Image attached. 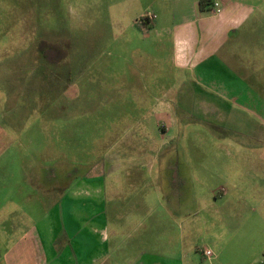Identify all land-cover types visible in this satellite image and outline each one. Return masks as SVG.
Returning <instances> with one entry per match:
<instances>
[{
    "label": "rangeland",
    "instance_id": "1",
    "mask_svg": "<svg viewBox=\"0 0 264 264\" xmlns=\"http://www.w3.org/2000/svg\"><path fill=\"white\" fill-rule=\"evenodd\" d=\"M157 1L0 0V156L30 161L32 173L42 162L53 201L82 179L99 176L106 194L124 193L117 206L146 204L153 216L162 207L188 208L197 216L189 235L196 264H225L199 252L219 255L210 246L218 234L205 229L211 195L252 191L253 163L264 159V150L251 146L264 137L251 121L236 118L234 103L224 105L230 117L213 110L174 68L169 45L160 46L155 32L145 36L134 24L154 12ZM140 121L147 131L137 132L135 141L146 142L147 151L124 145ZM18 127L47 133L28 145V135L12 138ZM14 166L8 173L23 175L22 166ZM164 217L171 225L172 216ZM173 217L182 225L181 216ZM134 228L142 226L133 222ZM252 241L245 237V247L264 258Z\"/></svg>",
    "mask_w": 264,
    "mask_h": 264
},
{
    "label": "crops",
    "instance_id": "2",
    "mask_svg": "<svg viewBox=\"0 0 264 264\" xmlns=\"http://www.w3.org/2000/svg\"><path fill=\"white\" fill-rule=\"evenodd\" d=\"M214 1L221 4L218 14L212 7ZM157 2L153 26L145 29L134 24L145 36L155 32L160 46L169 45L174 68L185 82L195 84L213 110L230 117L232 112H226L224 105L234 103L239 111L236 118L251 121L254 132L264 137V0ZM146 131L140 121L127 131L124 145L147 151L146 142L135 141L137 132ZM46 133L45 128H12V138L20 141V136L28 135V145L34 144L36 135L44 139ZM255 141L251 149L264 150V139ZM2 154L0 264H196V248L189 235L195 234L197 216L188 208L162 207L153 216L155 210L146 204L117 206L113 202L124 193L110 189L106 194L99 176L82 179L53 201L51 177L42 162L32 173L30 161L15 163ZM256 160L250 193L222 189L211 195L205 229L218 234L219 241L215 237L210 246H217L219 255L210 260L201 255L203 259L225 264L264 262L258 255L253 257L252 247L243 242L245 237L251 238L252 246L264 251V159ZM14 164L22 166L23 175L8 173ZM110 198L113 204H109ZM164 216H172L171 225ZM173 216H181L182 225ZM133 222L142 228L133 229Z\"/></svg>",
    "mask_w": 264,
    "mask_h": 264
},
{
    "label": "built area",
    "instance_id": "3",
    "mask_svg": "<svg viewBox=\"0 0 264 264\" xmlns=\"http://www.w3.org/2000/svg\"><path fill=\"white\" fill-rule=\"evenodd\" d=\"M212 7L214 10V13L218 14L221 10V4L219 1L212 2ZM157 20V14L152 11H146L142 13L138 18L135 20V24L138 26H141L145 29L150 28L155 24ZM199 252L207 259H212L215 257L214 252L211 249L205 248V249H199Z\"/></svg>",
    "mask_w": 264,
    "mask_h": 264
}]
</instances>
